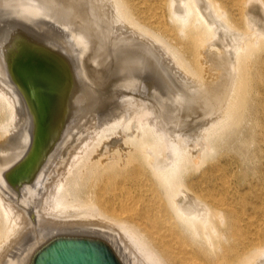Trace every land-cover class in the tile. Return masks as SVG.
<instances>
[{"label":"bare ground","instance_id":"obj_1","mask_svg":"<svg viewBox=\"0 0 264 264\" xmlns=\"http://www.w3.org/2000/svg\"><path fill=\"white\" fill-rule=\"evenodd\" d=\"M105 6L109 27L160 43L193 90L127 103L134 82L89 81L96 61L148 65L141 42L105 53ZM25 18L46 27L8 30L6 67L0 56V251L19 244L0 264L74 230L119 242L130 264H264V0H0L1 21ZM112 96L120 111L98 123L94 101ZM161 103L196 120L188 142L150 117Z\"/></svg>","mask_w":264,"mask_h":264},{"label":"rangeland","instance_id":"obj_2","mask_svg":"<svg viewBox=\"0 0 264 264\" xmlns=\"http://www.w3.org/2000/svg\"><path fill=\"white\" fill-rule=\"evenodd\" d=\"M108 9V6H105V12L106 13H109L110 15H108V14H106L105 13V15L102 17V20H106L105 22H103V24L105 25H103V28H102V33H103V35H102V37L103 38H101L100 39V42L102 43V44H100L101 46L104 44L105 45V43H108V44H106V46H105V50L107 49V46H108V48H109V52H111V50H112V52L113 51H115V50H113V46H114V43H115V46H114V49H116V50H120L119 48H121V50H123L124 51V49H126V48H128L127 47V43L128 42H131L130 43V45H132V44H136V45H141V44H143L142 45V47H143V49L145 48L146 49V47H147V49L148 48H151L150 50L148 49L147 51H148V53H145V52H147V51H145V50H141V52L139 51L138 53L140 54L139 55V57L143 60V62L139 59V65H141V66H143V64H146V62H147V64L148 65H154L153 67H151V66H149V68H148V65L147 66H145V67H143L140 71L141 72H138L137 74H130L129 72L128 73H126V72H119L120 74H118V73H116V71L114 72V69H115V67H113L112 69V71H111V68H109V69H107L105 66H101L99 63H98V61H96L97 63H92V64H90L91 66H89L91 69H94V72H96L95 74H94V72L93 73H88L89 75H88V77H86V78H88V80L89 81H91V79H92V82H94L95 84H98L99 82H102L103 84L104 83H109V82H111V83H109L110 85H111V88L109 87V84L107 83V84H105L106 86L108 85V87H106V86H104L103 85V87H105V88H109L110 90H113L114 89V87H116V86H113V84H115L116 83V81L118 82H121V80H124V79H126V81L127 82H134L133 83V85L131 86V85H129V87H128V89H123V91H125V93H122V94H124V95H129L128 97L126 96H123V97H121L122 99H125V98H129V99H131V100H129V101H126L127 103L128 102H131V101H133L132 99H134V100H136V98L138 99L139 98V100L142 102L143 100H145V99H148V100H150V101H152V97H157V98H159L160 96L159 95H161V99H165V98H163V96L164 97H166L165 95L167 94V95H174V93H178V91H180V90H182V88L183 89H185V90H187V91H189V90H193V89H191L190 87H188V83H189V80L188 79H186V77L184 76V74H183V72H182V70L176 65V62L174 61V60H172V57H171V55L167 52V50L160 44V43H150L149 41H148V39H147V37H146V35H142L141 36V34H139V32H138V34L140 35H138L137 34V32L136 31H133V30H131L129 27H127L125 24H121V23H117V24H115L116 22L115 21H113V20H115L112 16H111V9H110V7H109V10H107ZM108 12H107V11ZM100 15V14H99ZM98 15V16H99ZM102 15V14H101ZM101 15L99 16V17H101ZM105 16H107L106 18H110V21H111V17H112V22H115L114 24L116 25V26H114V24L111 22V24H112V29H110L111 27H109V25H110V22H109V19H106L105 18ZM110 16V17H109ZM23 19V18H22ZM108 20V21H107ZM3 21V20H2ZM1 20H0V23L3 25V23H4V21L2 22ZM10 22H5L4 23V25H3V27H2V25L0 24V35H1V38H0V42L2 43H0V56L1 57H4V58H2V61L4 62L2 65H4V64H8L7 62H8V58H9V54H8V51H7V48L6 47H4V45H5V43H7V41L8 40H10L9 38H12L13 36H12V34L10 33V31L8 32V30H13L14 32H15V30H16V28H17V31H19V30H21V31H26L25 33H24V35H27L28 34V36H32V37H37L38 38V34H39V30H41L43 27H46V25H43L42 26V28L40 29V28H38L37 27V25H36V23L35 22H33V21H29L28 19H26L25 18V20H20V22L18 21V22H16V23H14V22H12L11 20H9ZM25 21L29 24V25H27V23L26 24H24L23 25V23H25ZM30 23H29V22ZM53 21H56V20H53ZM52 21V22H53ZM12 22V23H11ZM21 22H23V23H21ZM31 22H32V24H34V25H32L31 24ZM51 22V23H52ZM108 22H109V25H108ZM6 23H8L7 25H6ZM107 23V24H106ZM10 24H12V26L10 25ZM15 24V25H14ZM31 24V25H30ZM55 24V23H54ZM17 25H19L18 27H17ZM21 25H23V26H21ZM35 25H36V27H35ZM56 25V24H55ZM5 26H6V28H5ZM31 26H34V27H32L31 29H29ZM51 26V25H50ZM50 26H47V28H51ZM115 27V29H117V30H115L114 29V27ZM124 28H123V27ZM8 27H9V29H8ZM21 27H23V28H21ZM24 27H26L25 29H24ZM126 27V28H125ZM58 28V27H57ZM24 29V30H23ZM103 29H105V30H103ZM119 29V30H118ZM6 30V31H5ZM30 30H34V32H32V31H30ZM38 30V31H37ZM112 30V31H111ZM37 31V32H36ZM104 31V32H103ZM114 31V32H113ZM116 31H118L117 33H116ZM7 32V33H6ZM22 32V33H23ZM108 32V33H107ZM113 32L115 35H113V33L111 34V33ZM131 32V33H130ZM7 35H6V34ZM10 33V34H9ZM27 33V34H26ZM30 33V34H29ZM36 33V34H35ZM68 34L69 33H71V32H67ZM133 33V34H132ZM135 33V34H134ZM111 34V35H110ZM120 34V35H119ZM121 34H123L122 36H124V37H122L121 36ZM9 35V36H8ZM70 35H72L71 37H73V34H70ZM110 35V36H109ZM114 36V38H113V36ZM117 35H119V37H121V39L117 36ZM130 35V36H129ZM133 35H135V36H133ZM138 36V37H137ZM74 37H75V35H74ZM88 37H89V35H88ZM125 37H126V39H129L127 42L125 41L126 39H125ZM129 37V38H128ZM134 37H137V38H134ZM14 38V37H13ZM12 38V39H13ZM61 39L63 38V37H60ZM65 38H67V36H65ZM131 38V39H130ZM140 38V39H139ZM73 39V38H72ZM83 39H87V37L86 36H84L83 38H82V40ZM124 39V40H123ZM124 42H123V41ZM130 40H132V41H130ZM133 40H135V41H133ZM107 41V42H106ZM118 41V42H117ZM105 42V43H104ZM123 42V43H122ZM140 42H141V44H140ZM143 42V43H142ZM111 43V44H110ZM117 43V44H116ZM125 43V44H124ZM4 44V45H3ZM124 44V45H123ZM146 45V47H145V45ZM147 44H149V45H147ZM118 45V46H117ZM123 45V46H122ZM125 45H126V47H125ZM128 46H129V43H128ZM152 46V47H151ZM116 47H118V48H116ZM123 47H125V48H123ZM162 47V48H161ZM123 48V49H122ZM160 48H161V50H160ZM3 49V50H2ZM6 49V50H5ZM5 50V51H4ZM161 51V52H163V53H161L160 55L158 54L157 55V51ZM7 51V52H6ZM153 51V52H152ZM3 52V53H2ZM108 52V50H106L105 51V53H109ZM2 53V54H1ZM145 53V54H144ZM156 53V54H155ZM7 54H8V56H7ZM110 54V53H109ZM167 55H169V56H167ZM149 56V57H148ZM152 56V57H151ZM161 56V57H160ZM144 57H148V61H147V59L146 58H144ZM161 59H160V58ZM168 58V60L166 61V59ZM155 58V59H154ZM156 58H158V59H156ZM6 59V60H5ZM151 59V60H150ZM163 59V60H162ZM160 60H162L163 61V63H160L159 64V62H162V61H160ZM144 61H146L145 63H144ZM172 62V63H170V62ZM154 62V63H153ZM158 62V63H157ZM174 64V65H170V64ZM78 65H79V70H81L82 69V64L78 61V63H77ZM95 64V65H94ZM97 64V65H96ZM159 64V65H158ZM164 64H168L169 66H165ZM6 65H4L5 67H6ZM94 65V66H93ZM99 65H100V67H99ZM175 67L174 69H177V70H174V69H172L173 67ZM78 67V66H77ZM97 67H99V68H97ZM164 67V68H163ZM101 68H103V69H101ZM106 68V69H105ZM153 68V69H152ZM167 68L170 70H167ZM96 69V70H95ZM178 69H180V70H178ZM108 70V71H107ZM147 70V71H146ZM152 70H154V71H152ZM173 70V71H172ZM111 73H110V72ZM156 71V72H155ZM178 71V72H177ZM158 72V73H157ZM181 72V73H180ZM101 73V74H100ZM103 73V74H102ZM110 73V74H109ZM122 73V74H121ZM159 73H160V75H159ZM105 74H106V76H105ZM127 74V75H126ZM159 75V76H158ZM165 75H167V77L165 76ZM172 75L173 77H170V76ZM96 76V77H95ZM99 76H101V77H99ZM135 76H137V77H135ZM144 76V77H143ZM146 76V77H145ZM161 76V77H160ZM164 76V77H163ZM174 76H176V77H174ZM122 77V78H121ZM152 77V78H151ZM163 77V78H162ZM85 78V79H86ZM108 78V79H107ZM114 78V79H113ZM132 79V81H130V80H128V79ZM135 78V79H134ZM142 78H143V80H142ZM144 78H145V80H144ZM147 78V79H146ZM155 78H156V80H155ZM175 78H177V79H175ZM100 79H101V81H100ZM158 79V80H157ZM161 79V80H160ZM171 79H173V81H171ZM175 79V80H174ZM178 79H180V80H178ZM87 80V79H86ZM160 80V81H159ZM167 80H170L169 82L171 83V84H169V82L167 81ZM176 80H178V82L179 83H175L176 82ZM115 81V82H114ZM152 81V82H151ZM182 81V82H181ZM113 82V83H112ZM168 82V83H167ZM137 83H139V84H137ZM155 83V84H154ZM160 85H159V84ZM161 83H163L165 86H167V90H165V92H167V93H165L164 94V92L162 91V90H160L161 89V87L163 86V84L161 85ZM146 84V85H145ZM153 84V85H152ZM167 84V85H166ZM138 85H140V86H138ZM113 86V87H112ZM131 86V87H130ZM134 87V88H133ZM135 87H137L136 89H135ZM173 89H172V88ZM96 88H97V86H96ZM104 88V89H105ZM177 88V89H176ZM151 89V90H150ZM159 89V90H158ZM122 91V92H123ZM170 91V92H169ZM177 91V92H176ZM133 92V93H132ZM136 93V94H135ZM142 93V94H141ZM170 93V94H169ZM132 94H134V95H132ZM143 94L145 95L144 96V98H143V100H141L142 99V97H143ZM97 96L96 97H98L100 94L98 93V94H96ZM149 95V96H148ZM155 95V96H154ZM157 95V96H156ZM115 96V95H114ZM147 97V98H146ZM113 98H115V97H113L112 96V98H110L109 100H107V101H105V105L103 104V102H102V105H101V103H99V102H101L100 100H98V98H97V100L96 101H94L95 103L92 105L93 106V108L91 109V111L93 110V114H94V117H96L95 118V121H97L98 123H101V122H104L106 119H108V118H106L107 116H109V118H110V116H113V115H115V114H113L112 115V113H113V111H115V110H117V111H115V112H119L120 111V108H121V105H120V103H119V105H118V103H117V101H115V99H113ZM122 99H119V100H122ZM112 100H113V102H112ZM159 100V99H158ZM176 100V99H175ZM177 100H179V99H177ZM99 101V102H98ZM122 101H124V100H122ZM146 101V100H145ZM118 102H121V101H118ZM125 102V103H126ZM144 102V101H143ZM108 103H109V105L112 103V105H110V106H108ZM123 103V102H122ZM125 103H123V104H125ZM179 103H180V100H179ZM98 104V105H97ZM173 104V103H172ZM128 105V104H127ZM127 105L125 104V106H123L122 105V108H124V107H127ZM98 106V107H97ZM115 106L116 107H120L119 109L117 108H115ZM157 107H153V111H152V109H151V112H153V113H155V114H153V116H150L151 118H155V120L163 127V128H167V130H165L167 133H168V135H171V136H173V137H176L177 139H179V140H181L182 142H185V140L187 141H189L191 138L190 137H188L189 136V134H190V136L192 137L193 135V127L197 124V122L195 123V121L196 120H193L191 117H186V116H183L184 114L182 113V110L181 109H178V111L177 112H179L181 115H179L178 114V116H177V113L175 114V111L174 112H171L170 114L169 113H166V114H164V111L166 112V110H167V107H165V105L163 106V104L161 103L160 104V106L157 104L156 105ZM159 106V107H158ZM109 107V108H108ZM163 109H162V108ZM111 108V109H110ZM156 108V109H155ZM159 108V109H158ZM169 108V107H168ZM95 109V110H94ZM97 109V110H96ZM107 109V110H106ZM127 109H129V108H127ZM130 109H131V107H130ZM165 109V110H164ZM17 110V113H18V118H16V120H15V123H20L21 121H22V115H20L19 114V112H18V108L16 109ZM100 110H102V111H100ZM157 110H158V112L159 111H161V112H157ZM164 110V111H163ZM163 111V112H162ZM130 110H129V112H128V115L130 114ZM161 114V115H160ZM174 115L175 116H177V117H180V119H178V118H176L175 119V117H174ZM166 116V117H165ZM168 116V117H167ZM105 119V120H104ZM169 121H170V123H169ZM194 122V123H193ZM132 122H130V125H133L134 124V122L131 124ZM162 123V124H161ZM168 123V124H167ZM165 124H166V126H165ZM179 124V125H178ZM187 124H189V125H187ZM175 126V128H174V126ZM185 126V125H187L186 127H187V130H182V126ZM193 125V126H192ZM20 126V125H19ZM168 126V127H167ZM181 126V127H180ZM183 126V128H185ZM178 127H180V129L178 130L177 128ZM169 128V129H168ZM170 128H172V129H170ZM174 128V129H173ZM190 128V129H189ZM192 128V129H191ZM195 128V127H194ZM186 129V128H185ZM177 130H178V132H177ZM183 131V132H182ZM176 132L177 134H174V133ZM189 134H188V133ZM182 133H184V135L182 134ZM180 136H179V135ZM188 134V135H187ZM179 136V137H178ZM183 136V137H182ZM186 136V137H185ZM190 138V139H189ZM187 141V142H188ZM186 143V142H185ZM40 198V197H39ZM38 198V199H39ZM40 202V201H39ZM35 224V222L33 223V225ZM29 228V229H28ZM32 228V226L30 225V226H28L26 229L27 230H30ZM31 231H34V230H31ZM17 238H19L18 236H17ZM13 243H15V244H13ZM13 243L11 244L12 246H7V249H6V247L4 248V249H6V250H8V248H9V250L11 249L12 250V252L11 253H13L15 250H17L18 249V243L17 242H15V241H13ZM16 243H17V245H16ZM13 245H15V246H13ZM11 247H13V248H11ZM16 248V249H15ZM5 250V251H6ZM9 250H8V252H9ZM5 251H3V249H2V251H0L1 253H0V255L2 256L3 255V253L5 252ZM7 251L5 252V253H8ZM6 255V254H5ZM4 256V255H3Z\"/></svg>","mask_w":264,"mask_h":264},{"label":"water","instance_id":"obj_3","mask_svg":"<svg viewBox=\"0 0 264 264\" xmlns=\"http://www.w3.org/2000/svg\"><path fill=\"white\" fill-rule=\"evenodd\" d=\"M26 164L27 161L15 171H21ZM16 260V264H130L119 242L77 230L45 235Z\"/></svg>","mask_w":264,"mask_h":264}]
</instances>
